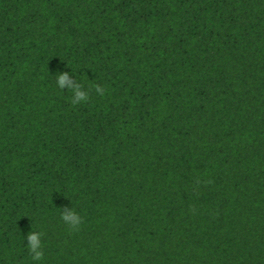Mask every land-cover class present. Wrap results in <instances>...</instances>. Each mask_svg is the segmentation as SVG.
Returning <instances> with one entry per match:
<instances>
[{
	"label": "trees",
	"instance_id": "16d2710c",
	"mask_svg": "<svg viewBox=\"0 0 264 264\" xmlns=\"http://www.w3.org/2000/svg\"><path fill=\"white\" fill-rule=\"evenodd\" d=\"M0 264H264V0H0Z\"/></svg>",
	"mask_w": 264,
	"mask_h": 264
},
{
	"label": "clouds",
	"instance_id": "9594fccd",
	"mask_svg": "<svg viewBox=\"0 0 264 264\" xmlns=\"http://www.w3.org/2000/svg\"><path fill=\"white\" fill-rule=\"evenodd\" d=\"M57 86L62 89L67 86L68 88H71L73 90L74 98L72 102L74 104L87 101L88 99L87 93L82 90V85L70 83L68 73L66 72L61 73L57 77ZM96 92L99 95H103L104 89L99 85H97ZM61 216L63 221L67 223L74 230L78 229L82 222L81 217L73 210L72 207L70 209L68 208L63 209ZM27 240L29 241L27 246L29 247V250L32 253L33 261H41L43 259V252L40 250L41 249L40 234L36 232H31L27 235Z\"/></svg>",
	"mask_w": 264,
	"mask_h": 264
}]
</instances>
